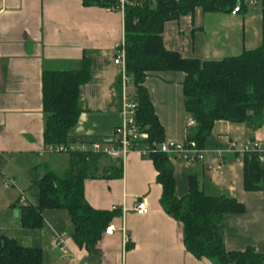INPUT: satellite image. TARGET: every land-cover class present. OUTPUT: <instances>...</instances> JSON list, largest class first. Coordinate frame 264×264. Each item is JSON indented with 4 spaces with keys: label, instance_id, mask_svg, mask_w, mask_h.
<instances>
[{
    "label": "crops",
    "instance_id": "1",
    "mask_svg": "<svg viewBox=\"0 0 264 264\" xmlns=\"http://www.w3.org/2000/svg\"><path fill=\"white\" fill-rule=\"evenodd\" d=\"M123 17L116 9L84 6L82 0H0V237L41 249L42 264H213L186 251L181 225L159 204L162 188L153 164L137 152L124 159L122 178L86 180L83 185L89 206L106 211L116 207L111 223L125 226L129 239L125 246L121 234L115 233L102 234L91 250L79 247L64 210H44L40 229L21 227V207L35 202L15 185L25 183L30 190L32 180L47 170L67 173L71 160L70 154L48 153L43 144L42 72L76 70L84 58L89 60L90 79L80 88L83 112L69 133V144L90 149L94 142L112 139L121 122L113 47L124 36ZM162 39L167 50L185 59L220 61L238 56L262 43L261 7L250 5L236 15L196 9L166 22ZM183 78L181 72H151L144 82L165 140L187 138ZM248 141L264 142V125L252 131L245 124L217 121L202 161L169 160L177 198L187 194L188 176L194 175L207 195H226L244 206L242 214L224 218L227 251L252 247L264 254V181L260 191L243 189L242 151ZM3 179L10 180L11 187L4 188ZM140 198L148 205L142 216L133 211Z\"/></svg>",
    "mask_w": 264,
    "mask_h": 264
},
{
    "label": "trees",
    "instance_id": "2",
    "mask_svg": "<svg viewBox=\"0 0 264 264\" xmlns=\"http://www.w3.org/2000/svg\"><path fill=\"white\" fill-rule=\"evenodd\" d=\"M251 0H145L124 8L123 31L126 71L131 79V97L136 103L135 126L139 139L133 148L153 147L164 139V130L150 102L144 82L151 72H181L183 107L195 123L187 128L186 141H193L203 150L214 123L226 121L245 124L250 130L264 125V0H255L262 11V43L251 51L220 61L185 59L163 45L164 24L177 21L196 9L202 13H231L240 3L239 13H245ZM84 6L114 9L117 0H82ZM254 6V5H253ZM76 70L42 72V111L44 115L43 144L46 147L70 145L69 133L83 112L80 88L90 79L89 60L84 58ZM68 174L57 176L47 170L34 178L30 190L35 203L20 209L23 229L43 226L44 210H64L74 225L75 243L87 250L95 247L116 211L96 210L84 198L86 180L122 178V162L88 151L70 154ZM157 173L156 182L162 193V210L182 228L184 248L195 259L213 264H264V254L248 247L241 252L227 251L223 243V222L227 215L242 214L244 206L226 195H207L198 178L188 176V192L182 198L175 195V178L169 157L150 154ZM243 189L260 191L264 169L255 153H244ZM128 250V247H126ZM0 264H42L39 248L20 246L15 240L0 237Z\"/></svg>",
    "mask_w": 264,
    "mask_h": 264
},
{
    "label": "built area",
    "instance_id": "3",
    "mask_svg": "<svg viewBox=\"0 0 264 264\" xmlns=\"http://www.w3.org/2000/svg\"><path fill=\"white\" fill-rule=\"evenodd\" d=\"M145 0H117L118 6L114 9L123 13L124 8L129 5H136L137 3ZM155 1V0H152ZM250 5H256L255 0L250 1ZM240 3L238 2L234 9L231 11V15L239 13ZM113 63L119 68L118 84L121 95V122L114 129L113 137L109 141L94 142L91 148L88 149L85 145L72 146V145H60L46 147V151L50 154L66 153L72 154L76 152L85 153L92 151L93 153L102 154L111 160H120L122 163L126 156L131 152H137L141 157L147 158L153 153L166 154L169 159H176L188 163H195L203 160V150L196 147L193 141L175 142L170 140H164L162 143L156 145L153 144L152 148L148 146H141L139 148H133L136 141L139 139L138 128L135 126L134 112L136 103L131 97L132 83L131 79L126 71V57H125V43L123 38L115 43L113 47ZM195 125L192 119L188 120L187 126L193 127ZM234 147L230 145V150ZM244 153H255L258 155V161L264 162V142L260 141H248L243 149ZM3 183L6 187H11L12 182L7 179H3ZM112 211L116 210V207H112ZM135 214L142 216L148 213V205L145 198H140L136 201L133 208ZM115 233H119L122 236L123 246H125L129 239L125 233V226L121 225L117 227L115 224L110 223L104 230V235L111 236Z\"/></svg>",
    "mask_w": 264,
    "mask_h": 264
},
{
    "label": "rangeland",
    "instance_id": "4",
    "mask_svg": "<svg viewBox=\"0 0 264 264\" xmlns=\"http://www.w3.org/2000/svg\"><path fill=\"white\" fill-rule=\"evenodd\" d=\"M57 154H66V153H57ZM65 157V156H64ZM50 171V170H49ZM61 171V170H60ZM56 171V174L58 175V176H60V177H65V176H67V174H68V172L67 173H65V171ZM3 186H4V188H9V187H6L4 184H3ZM15 187L18 189V190H20V192H24L25 193V196L27 197V199H28V201H30V202H35V199H33V197H34V194H33V192L31 191V190H29V189H27V185L24 183V185H15Z\"/></svg>",
    "mask_w": 264,
    "mask_h": 264
}]
</instances>
